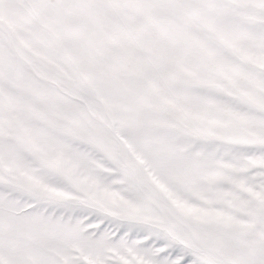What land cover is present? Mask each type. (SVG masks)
Here are the masks:
<instances>
[{"label":"snow or ice","instance_id":"6c2138e0","mask_svg":"<svg viewBox=\"0 0 264 264\" xmlns=\"http://www.w3.org/2000/svg\"><path fill=\"white\" fill-rule=\"evenodd\" d=\"M0 264H264V0H0Z\"/></svg>","mask_w":264,"mask_h":264}]
</instances>
